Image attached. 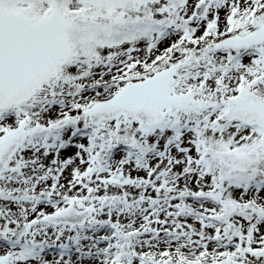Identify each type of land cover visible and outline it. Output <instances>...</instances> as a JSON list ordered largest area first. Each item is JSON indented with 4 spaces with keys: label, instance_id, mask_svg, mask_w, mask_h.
Segmentation results:
<instances>
[{
    "label": "snow or ice",
    "instance_id": "1",
    "mask_svg": "<svg viewBox=\"0 0 264 264\" xmlns=\"http://www.w3.org/2000/svg\"><path fill=\"white\" fill-rule=\"evenodd\" d=\"M0 264H264V0H0Z\"/></svg>",
    "mask_w": 264,
    "mask_h": 264
}]
</instances>
